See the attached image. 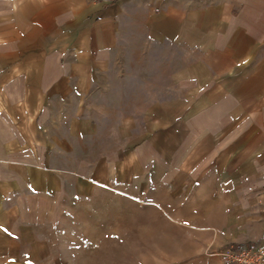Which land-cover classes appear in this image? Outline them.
I'll list each match as a JSON object with an SVG mask.
<instances>
[{"label": "crops", "instance_id": "1", "mask_svg": "<svg viewBox=\"0 0 264 264\" xmlns=\"http://www.w3.org/2000/svg\"><path fill=\"white\" fill-rule=\"evenodd\" d=\"M171 1L0 0V264H103L108 232L117 264L264 245V0ZM139 9L182 46L175 97L120 74Z\"/></svg>", "mask_w": 264, "mask_h": 264}, {"label": "rangeland", "instance_id": "2", "mask_svg": "<svg viewBox=\"0 0 264 264\" xmlns=\"http://www.w3.org/2000/svg\"><path fill=\"white\" fill-rule=\"evenodd\" d=\"M110 1L115 2L116 0L107 2ZM157 1L156 4L162 2V0ZM171 3L172 6H178L179 4L175 0H172ZM161 10V7H156V17L162 14ZM145 14L146 11L139 9L137 22L131 17L124 21L122 33V66L124 70L120 74L123 79L125 78L126 84H140V88L144 87L142 89L144 92L141 89L139 90V94L142 93V97L146 96V84H149V94L153 91L156 99H163L168 96L175 97L178 94L180 85L174 79L176 75L174 70L182 64V46L157 41L152 42L147 37L148 30L146 25H144L143 17ZM150 84L154 85V90L150 88ZM112 236L113 234L108 232L106 239L108 241L106 246L108 245V247L99 250L91 249L90 257L93 258L99 255L98 257L103 264H117L119 257H122L123 263L130 261L133 255V250L129 248L130 242L125 243L127 244L126 248L122 250L116 249ZM145 253V249H139V253L134 254V256L142 257Z\"/></svg>", "mask_w": 264, "mask_h": 264}, {"label": "built area", "instance_id": "3", "mask_svg": "<svg viewBox=\"0 0 264 264\" xmlns=\"http://www.w3.org/2000/svg\"><path fill=\"white\" fill-rule=\"evenodd\" d=\"M223 254L227 264H264V245L257 242L229 244Z\"/></svg>", "mask_w": 264, "mask_h": 264}, {"label": "snow or ice", "instance_id": "4", "mask_svg": "<svg viewBox=\"0 0 264 264\" xmlns=\"http://www.w3.org/2000/svg\"><path fill=\"white\" fill-rule=\"evenodd\" d=\"M5 231H7V229H4Z\"/></svg>", "mask_w": 264, "mask_h": 264}]
</instances>
